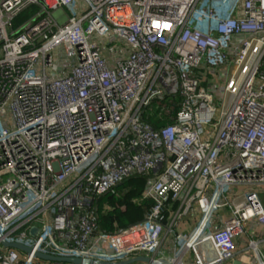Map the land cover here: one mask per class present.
Returning <instances> with one entry per match:
<instances>
[{
  "label": "built area",
  "instance_id": "built-area-1",
  "mask_svg": "<svg viewBox=\"0 0 264 264\" xmlns=\"http://www.w3.org/2000/svg\"><path fill=\"white\" fill-rule=\"evenodd\" d=\"M133 176L150 211L101 231ZM240 239L264 264V0H0V264H227Z\"/></svg>",
  "mask_w": 264,
  "mask_h": 264
},
{
  "label": "trees",
  "instance_id": "trees-1",
  "mask_svg": "<svg viewBox=\"0 0 264 264\" xmlns=\"http://www.w3.org/2000/svg\"><path fill=\"white\" fill-rule=\"evenodd\" d=\"M31 10V9H29ZM34 13L36 8H32ZM29 11L21 15V21H16V26L24 23L31 16ZM150 177L133 176L126 179L118 186V196L106 194L94 199V209L99 217L101 231L112 234L120 229L143 221L150 211L153 202L142 200L143 192L146 189ZM178 204H169L170 210H176ZM168 213L164 214V222L167 221Z\"/></svg>",
  "mask_w": 264,
  "mask_h": 264
},
{
  "label": "water",
  "instance_id": "water-1",
  "mask_svg": "<svg viewBox=\"0 0 264 264\" xmlns=\"http://www.w3.org/2000/svg\"><path fill=\"white\" fill-rule=\"evenodd\" d=\"M37 229L31 231V235H35ZM3 245L7 248L16 249L24 253H30L31 250L20 245V244H9L3 242ZM35 256L43 261L48 263H58V264H166L161 261L154 260L147 256H137L125 261L120 262H108V261H99L93 259H84V258H73V257H54L51 255H44L41 253H36Z\"/></svg>",
  "mask_w": 264,
  "mask_h": 264
},
{
  "label": "crops",
  "instance_id": "crops-1",
  "mask_svg": "<svg viewBox=\"0 0 264 264\" xmlns=\"http://www.w3.org/2000/svg\"><path fill=\"white\" fill-rule=\"evenodd\" d=\"M193 222V221H192ZM190 229V224L182 222L179 228L180 232H186ZM244 239H240L237 241L238 244V253L236 254L235 260L232 263L227 264H256L255 263V254L249 252L246 249V245L244 244Z\"/></svg>",
  "mask_w": 264,
  "mask_h": 264
},
{
  "label": "rangeland",
  "instance_id": "rangeland-1",
  "mask_svg": "<svg viewBox=\"0 0 264 264\" xmlns=\"http://www.w3.org/2000/svg\"><path fill=\"white\" fill-rule=\"evenodd\" d=\"M30 13V16L31 15H33L34 14V11L31 9V10H28ZM23 15V14H22ZM21 19V17L17 20V22L19 21ZM20 22H22L21 20H20ZM191 221H192V219L191 218H185L184 220H183V222L184 223H188V224H191ZM262 253L264 254V249H263V251H262Z\"/></svg>",
  "mask_w": 264,
  "mask_h": 264
},
{
  "label": "bare ground",
  "instance_id": "bare-ground-1",
  "mask_svg": "<svg viewBox=\"0 0 264 264\" xmlns=\"http://www.w3.org/2000/svg\"><path fill=\"white\" fill-rule=\"evenodd\" d=\"M172 1H174V2H178V1H180V0H172ZM180 263V260H176L175 261V264H179Z\"/></svg>",
  "mask_w": 264,
  "mask_h": 264
}]
</instances>
